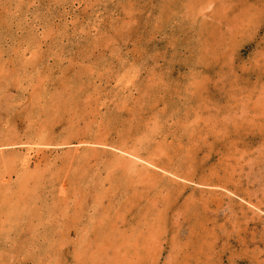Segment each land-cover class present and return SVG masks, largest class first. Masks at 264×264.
I'll return each mask as SVG.
<instances>
[{"label":"rangeland","instance_id":"1","mask_svg":"<svg viewBox=\"0 0 264 264\" xmlns=\"http://www.w3.org/2000/svg\"><path fill=\"white\" fill-rule=\"evenodd\" d=\"M0 264H264V0H0Z\"/></svg>","mask_w":264,"mask_h":264},{"label":"bare ground","instance_id":"2","mask_svg":"<svg viewBox=\"0 0 264 264\" xmlns=\"http://www.w3.org/2000/svg\"><path fill=\"white\" fill-rule=\"evenodd\" d=\"M128 155H133V156H135L134 154H131V153H128ZM138 156V155H137ZM139 158V157H138ZM140 159V158H139Z\"/></svg>","mask_w":264,"mask_h":264}]
</instances>
